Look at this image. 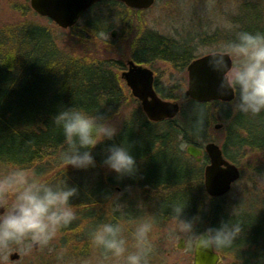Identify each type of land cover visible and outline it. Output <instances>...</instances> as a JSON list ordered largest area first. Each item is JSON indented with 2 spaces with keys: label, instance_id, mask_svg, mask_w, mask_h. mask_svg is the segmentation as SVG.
<instances>
[{
  "label": "trees",
  "instance_id": "obj_1",
  "mask_svg": "<svg viewBox=\"0 0 264 264\" xmlns=\"http://www.w3.org/2000/svg\"><path fill=\"white\" fill-rule=\"evenodd\" d=\"M251 5L244 3L241 6L245 9ZM124 7L115 1L95 4L87 11L90 16L84 22L86 30L96 32L113 27L119 17L126 15L118 10ZM248 17V23L237 28L232 36L227 35L226 41L235 40L240 31L264 32L263 15ZM130 54V59L138 64L153 67L162 62L178 71L184 70L191 60L197 58L191 54L190 48L147 30L136 33ZM97 59L66 55L56 46L50 30L44 27L26 24L0 30V172L6 170L8 163L34 169L42 177L44 173L60 168H74L77 170L74 173L57 172L47 181L62 184L67 180L69 185L77 186L78 195L82 197L78 200L77 195L72 203L76 208H83L79 211H84L87 202L98 204L100 195L109 192L111 181H85L86 170L90 168L81 170L66 165L62 159L67 146L63 130L52 118L62 106L69 105L90 113L105 112L111 118L120 112L127 96L116 69L124 66L113 60ZM154 87L162 98L181 101L177 117L152 123L138 115L139 121L135 120V123L139 124L142 133L134 136L125 125L119 130L115 142L130 147L139 164V174L135 178L122 179L138 188V192L141 189L155 191V203L162 205L161 210H154L156 219H174V206L183 201H187L186 217L201 216L199 197L203 187V165L207 158L197 164L177 153L174 144L180 141L201 146L202 142L211 140L210 126L215 121L222 124L224 136L220 145L224 156L241 170L243 162L253 171H264L258 164V158L251 156H264V112L253 115L231 109L230 104L238 99L236 93L230 103L194 102L183 95L184 82L181 78L172 86L164 85L156 78ZM112 142L105 141L93 149L96 166L102 163L105 149ZM79 172L74 180L71 175ZM81 180L87 184L83 190H80ZM99 188L100 192L97 191ZM169 188H175L170 195L166 194ZM221 215L219 208L209 207V226H218V216ZM240 245L244 242L235 240L230 247L219 249L230 253L234 261L240 260L244 264V259L236 251ZM255 260L262 263L261 256ZM246 261L249 262V259Z\"/></svg>",
  "mask_w": 264,
  "mask_h": 264
},
{
  "label": "rangeland",
  "instance_id": "obj_2",
  "mask_svg": "<svg viewBox=\"0 0 264 264\" xmlns=\"http://www.w3.org/2000/svg\"><path fill=\"white\" fill-rule=\"evenodd\" d=\"M244 3L253 5L243 9L241 5ZM254 5H258L259 8ZM124 8H118V10L126 15L119 17L113 27L105 31L90 32L84 26L85 20L90 16L89 12L84 14L75 26L64 30L49 19L35 14L30 8L29 0H0V30L9 26L18 27L26 24L44 27L50 30L56 46L66 55L87 56L90 59L98 58L97 60H113L122 63L124 67L120 70L116 69L118 78L121 80L120 74L126 68L136 33L140 30L151 31L173 39L190 48L193 56L199 57L214 51L228 52L229 42L226 41V36H232L237 28H240L242 24H247L246 17L264 16V0H156L152 7L144 11ZM112 31H116L114 38L111 37ZM231 58L234 65L237 58L233 55ZM151 69L155 77L167 86H172L174 81L181 78L184 82L183 91L185 90L187 84L185 68L178 71L169 64L159 62ZM122 83L125 86L123 81ZM125 94L127 99L120 112L112 120L119 130L126 125L128 130L137 136L142 131L135 120L139 121V116L143 117V120L147 119L139 102L132 98L126 86ZM176 101L181 104L180 100ZM236 101L230 104L233 110L236 109ZM216 122L220 121L211 124V140L208 141L220 144L224 132L223 129H214ZM206 142H202L201 145ZM175 144L174 150L188 159L185 144L180 141H176ZM251 156L258 158L259 163H257L261 164L260 168L264 170V156L261 154ZM240 165L243 167L241 179L233 185L228 194L219 200L226 214L218 216V220L220 222L221 219H226L230 223H238L241 226L242 231L239 235L244 236V238L240 237L244 245L238 246L236 251L244 259V264H256L252 259L253 253L260 255L264 262V193H259V187L264 188V171H253L243 162ZM75 171L77 170L74 168H60L58 171L44 173L43 177L39 176L48 180L57 172L60 174L65 172L68 175ZM86 173L88 175L85 181L93 182L94 179H101L107 183L111 181L108 186L109 192L106 195H100L98 204L92 201L87 202L84 211H79L83 208L77 207V218L63 228L47 245L38 244L37 250L33 249L34 242L28 238L20 244H12L7 250L0 249V264H116L114 258L107 256L102 248L91 243V231L102 222L121 223L125 228L123 234L131 241L130 233L136 224L149 215L154 217V226L150 233L154 250L149 264H192V251L188 236L172 230L175 224L174 219H156L155 211L161 210L162 205L151 200L150 194H143L142 202L138 188L131 186V190L127 191L126 188L130 184L125 179L124 181L118 178L102 163L86 170ZM76 174L71 175L74 180L80 172ZM85 181L81 180L80 190L87 188ZM100 190L99 188L97 191L100 192ZM173 191L175 188H169L166 194L170 195ZM116 193H122V195L117 198ZM81 197L78 195L77 199L81 200ZM154 204L156 206L152 208ZM203 226L197 223L196 230L202 229ZM180 237L185 239L184 250H177L175 247ZM250 244L255 246L251 248V251L255 249L253 252L248 247ZM214 248L222 254L221 264H241L240 260L234 261L230 253ZM12 252L20 255L19 260L9 259ZM248 259L249 262L246 261Z\"/></svg>",
  "mask_w": 264,
  "mask_h": 264
},
{
  "label": "clouds",
  "instance_id": "obj_3",
  "mask_svg": "<svg viewBox=\"0 0 264 264\" xmlns=\"http://www.w3.org/2000/svg\"><path fill=\"white\" fill-rule=\"evenodd\" d=\"M227 51L236 63L227 70L220 87L232 89L238 96L236 110L253 115L264 112V32L240 31L229 42ZM209 63L220 71L224 68L223 55L210 54ZM62 128L66 148L62 159L77 169L95 168L97 161L93 149L105 141H113L105 149L102 165L118 178L139 174L137 158L130 147L116 143L119 132L116 123L105 112L90 113L75 105L62 106L52 118ZM0 173V249H9L26 238L47 245L78 216L72 203L78 195L77 186L53 184L42 179L34 169L16 163L5 165ZM131 190V186L126 188ZM119 198L122 193L115 194ZM187 201L174 206L173 231L186 234L190 245L198 249L230 247L242 231L238 223L221 219L218 226L197 231L200 215H184ZM154 217L141 219L130 233L131 241L123 233L121 223L102 222L90 233L93 245L102 248L116 264H149L154 245L150 238Z\"/></svg>",
  "mask_w": 264,
  "mask_h": 264
},
{
  "label": "water",
  "instance_id": "obj_4",
  "mask_svg": "<svg viewBox=\"0 0 264 264\" xmlns=\"http://www.w3.org/2000/svg\"><path fill=\"white\" fill-rule=\"evenodd\" d=\"M102 1H115L122 3L131 10H147L156 0H29L31 10L40 17L47 18L61 29H69L75 26L81 16L95 4ZM116 31H112L114 38ZM223 55L224 68L217 71L209 63L210 54L203 55L190 61L186 66L187 85L184 96L197 103H209L220 101L229 103L233 101L235 92L227 87H220L221 80L227 76V70L233 65V60L228 52H217ZM127 68L120 77L131 96L136 99L143 113L150 122H161L175 118L180 112V104L177 101L162 99L154 89L153 71L133 60L126 62ZM222 124L217 123L214 129L219 130ZM186 154L195 162H201L205 154L208 163L203 168V186L210 197H221L227 194L232 185L239 179V168L227 160L220 145L215 142L206 143L203 148L187 145ZM33 249L38 248L34 242ZM178 247H183L180 240ZM192 264H221L222 256L213 248L198 249L192 246ZM20 255L12 252L9 255L11 261L19 260Z\"/></svg>",
  "mask_w": 264,
  "mask_h": 264
},
{
  "label": "flooded vegetation",
  "instance_id": "obj_5",
  "mask_svg": "<svg viewBox=\"0 0 264 264\" xmlns=\"http://www.w3.org/2000/svg\"><path fill=\"white\" fill-rule=\"evenodd\" d=\"M154 82H155V81H154ZM203 156H204V155H203ZM203 156H202V157H203ZM241 175H242V171H241V169H240V177H239V180L241 179ZM237 182H238V181H237ZM139 192H140V193H138V194L140 195V200H141L142 202H143V197H142L143 194H144V195H146V194H150L149 198H151V200H153V201L157 200V196H156V194H155V191H153V190H150V189H141ZM201 193H202V194H200V197H199V199H200L201 202H199V204H200V207H201V209H202V214H201V220H200L198 223H200L201 226H202V225H204V226H203L202 229H198L197 231H203L205 228H207V227L209 226V222H208V217H209V207H213V208L217 207V208L220 209V211H222V214L224 213V209L221 207V203L219 202V200L222 199L225 195H223V196H221V197H210V196H208V195L206 194L204 187H202V189H201ZM252 193H253V192H251V194H252ZM259 193H264V188H263V187H259ZM257 194H258V193H257ZM214 201H217V202H214ZM144 205H145V204H144ZM155 206H156V205L154 204V206H152V208H154ZM224 214H226V213H224ZM224 214H223V215H224ZM240 237H243V238H244V236H242V235H238L237 238H236L235 240H237L238 242H244V241L240 240ZM180 240L183 241V247H182L181 249L178 247V245L180 244ZM175 247H176L177 250H184V249H185V239H184V237H180V238H179L178 244H177ZM248 247L250 248V251H251V248H255V246H252V244H250ZM190 248H191L192 256H193L192 245H191ZM214 250L216 251L215 248H214ZM254 250H255V249H254ZM254 250H252L251 252H253ZM216 252H217V251H216ZM217 253H218V252H217ZM219 254L222 256L221 253H219ZM259 257H260V255H257V254H255V253L252 254V258H253V260H255L256 258L258 259ZM255 262H256V264H259L256 260H255ZM260 264H264V262H262V263H260Z\"/></svg>",
  "mask_w": 264,
  "mask_h": 264
},
{
  "label": "bare ground",
  "instance_id": "obj_6",
  "mask_svg": "<svg viewBox=\"0 0 264 264\" xmlns=\"http://www.w3.org/2000/svg\"><path fill=\"white\" fill-rule=\"evenodd\" d=\"M150 122V121H149Z\"/></svg>",
  "mask_w": 264,
  "mask_h": 264
}]
</instances>
